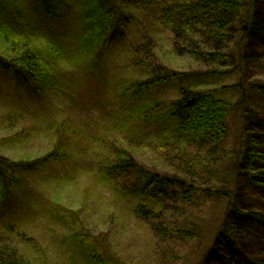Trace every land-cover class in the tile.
Here are the masks:
<instances>
[{"label":"rangeland","instance_id":"rangeland-1","mask_svg":"<svg viewBox=\"0 0 264 264\" xmlns=\"http://www.w3.org/2000/svg\"><path fill=\"white\" fill-rule=\"evenodd\" d=\"M257 9L264 18V4ZM91 10L89 0H58L50 12L38 0H0V55L12 60L34 53L44 73L35 90L0 68V156L26 162L14 173L22 179L12 185L14 192L9 188L0 199V246L30 264H213V240L227 205L219 194L226 184L217 176L232 170L245 106L257 104L264 115V95L251 87L264 83V40L244 41L240 52L248 58L241 69L235 55L236 62L221 65V74L208 76L198 59L175 52L179 42L169 29L137 9L101 50L89 36ZM241 28L226 44L231 55L240 48L236 39L246 34ZM145 37L151 60L136 53L147 46ZM155 66L185 76L136 92ZM182 88L216 90L231 104L228 137L213 150L217 159H227L211 163L219 171L211 176H188L177 161L175 149L208 156L169 118ZM132 159L141 172L124 177L113 169ZM145 173L176 180L165 199L148 198L133 186L144 183ZM241 183L244 206L264 212V189ZM139 206L156 216L137 215Z\"/></svg>","mask_w":264,"mask_h":264},{"label":"trees","instance_id":"trees-1","mask_svg":"<svg viewBox=\"0 0 264 264\" xmlns=\"http://www.w3.org/2000/svg\"><path fill=\"white\" fill-rule=\"evenodd\" d=\"M38 2L50 12L57 5L58 0H38ZM89 3L94 14L89 36L92 38L91 42L93 44L95 42L101 50L107 47L109 40L111 41L116 35V31L127 27L129 11L137 9L142 15L147 13L146 16L157 19L161 25L169 29L179 42L175 52L178 51V55L186 54L198 59L206 67L205 74L208 76L221 74V65L226 64L229 59L236 62L235 55L238 56L237 62L241 69L243 60L246 61L248 58L240 52L244 41L248 39L251 44L253 41L264 40V18L258 15L257 9L259 4H264V0H89ZM240 23L241 29L247 35L243 34L236 39L240 48L231 55L226 44L231 40V36L236 37L234 33L236 34ZM145 38L147 46L139 48L136 53H142L145 55L144 58L151 60L150 38ZM35 55L26 52L12 60L0 55V68L11 73L14 80L23 79L38 90L39 84L44 82V73L40 72L41 64L36 62ZM40 58L43 60L38 56L39 61ZM97 59L98 56H95L93 61L97 62ZM184 76L181 73L165 72L163 68L155 66V74L144 82H138L136 92L142 93L158 85L180 81ZM259 84L251 87L259 90L260 95H264V83ZM232 88H240V84ZM247 92L244 91L245 96ZM242 99L245 101V97L239 99V105L243 104ZM230 107L228 101L217 97L216 90L202 91L192 88H182L180 99L171 104L168 114L175 123L177 132L191 136L198 142L195 146L197 151H204L205 148L208 151V156L203 158L200 155H189L184 152L186 149L181 153V149H175L178 150L177 161L181 171L186 172V175L193 177L196 172L202 171L204 175L211 176L219 172L211 167V163L214 166L222 165V161L226 160L227 156L217 159L215 156L217 151L213 150L215 146L222 145L228 137L227 118ZM262 110L257 104L251 107L245 106L243 128L237 135L233 149L235 162L233 161L231 166L232 170L222 171L217 176L226 184V191L219 194L223 195L221 197L227 205L225 218L213 240L214 245H217V249L214 245L211 249L210 263L213 264H264V233L259 237L253 233V229H261L264 232V212L257 209L249 210L250 208H246L245 202L239 197L241 188L244 187L240 185L243 184L241 183L243 180L247 184L251 183L264 189V150L259 147L260 144H264ZM51 158L52 156L48 155L40 162ZM138 166L132 159L128 162H118L113 169H116V173L119 172L127 177L134 171L141 172ZM24 168L26 162H12L0 156V199L6 198L9 188L14 192L15 188L12 185L22 180L14 176V173ZM145 174L141 177L144 183L139 181L133 186L146 193L151 199L153 194L165 199L168 194L165 189L176 183L173 178L153 173ZM135 213L148 216L145 217L146 219L156 216L154 209L145 206L137 207ZM0 264L30 263L9 247L0 246Z\"/></svg>","mask_w":264,"mask_h":264}]
</instances>
